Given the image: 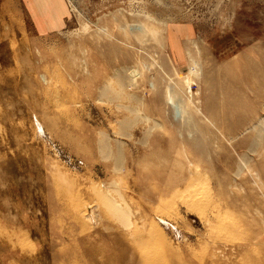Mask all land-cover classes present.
<instances>
[{
	"label": "rangeland",
	"instance_id": "1",
	"mask_svg": "<svg viewBox=\"0 0 264 264\" xmlns=\"http://www.w3.org/2000/svg\"><path fill=\"white\" fill-rule=\"evenodd\" d=\"M63 2L0 0V264H264V0Z\"/></svg>",
	"mask_w": 264,
	"mask_h": 264
},
{
	"label": "crops",
	"instance_id": "2",
	"mask_svg": "<svg viewBox=\"0 0 264 264\" xmlns=\"http://www.w3.org/2000/svg\"><path fill=\"white\" fill-rule=\"evenodd\" d=\"M63 0H25L26 6L33 10V14L41 16H62L66 14ZM40 26L46 28V20L39 21Z\"/></svg>",
	"mask_w": 264,
	"mask_h": 264
},
{
	"label": "bare ground",
	"instance_id": "3",
	"mask_svg": "<svg viewBox=\"0 0 264 264\" xmlns=\"http://www.w3.org/2000/svg\"><path fill=\"white\" fill-rule=\"evenodd\" d=\"M192 71V70H191ZM109 88V87H108ZM121 88V87H120ZM122 89V88H121ZM133 108V107H132ZM130 110V109H129ZM140 116V115H139ZM137 118V117H136ZM146 119V118H145ZM153 122V121H152ZM157 124V123H156ZM259 132V131H258ZM108 144V143H107ZM255 144V143H254ZM253 148V147H252ZM102 149L103 150H106L107 147H106V143H103L102 144ZM111 152V151H110ZM186 158V157H185ZM118 159V158H117ZM116 159V160H117ZM123 160V159H122ZM118 164V162H117ZM116 169L119 170V167L116 166ZM116 192V191H115ZM118 192V193H117ZM116 192V196L114 194V196H111L109 194V191L108 193H103V192H100L99 193V196L97 197L98 198V202L104 204L107 208H109V210L112 212L113 216H115L117 219H119L120 221H126L128 222L129 221V217L131 215V213L129 212V210L126 208L125 206V202L122 200H120V196L118 195L119 194V191ZM109 194V195H108ZM119 198V199H117Z\"/></svg>",
	"mask_w": 264,
	"mask_h": 264
}]
</instances>
